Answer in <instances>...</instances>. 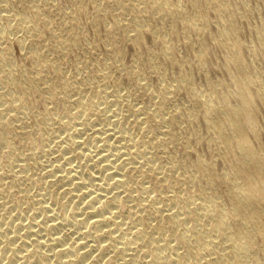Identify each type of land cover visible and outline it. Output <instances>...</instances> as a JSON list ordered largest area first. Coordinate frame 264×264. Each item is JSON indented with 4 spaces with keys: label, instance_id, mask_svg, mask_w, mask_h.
I'll list each match as a JSON object with an SVG mask.
<instances>
[{
    "label": "bare ground",
    "instance_id": "6f19581e",
    "mask_svg": "<svg viewBox=\"0 0 264 264\" xmlns=\"http://www.w3.org/2000/svg\"><path fill=\"white\" fill-rule=\"evenodd\" d=\"M87 1L94 30L107 28L112 7L115 33L103 61L85 41L68 74L79 44L61 30L84 32L83 1L0 0V264H264V33L256 27L261 50L249 45L250 61L238 27L250 2L187 0V15L172 0ZM210 9L219 33L209 43ZM165 15L188 26V55L166 23L157 29ZM148 35L159 45H144L155 85L137 68ZM13 41L27 61L13 57ZM121 41L136 50L130 63ZM214 45L232 89L210 77L202 89L157 62L184 69L192 59L204 70ZM90 59L95 80L82 72ZM57 92L62 111L49 106ZM192 123L211 159L185 134Z\"/></svg>",
    "mask_w": 264,
    "mask_h": 264
},
{
    "label": "rangeland",
    "instance_id": "374dc122",
    "mask_svg": "<svg viewBox=\"0 0 264 264\" xmlns=\"http://www.w3.org/2000/svg\"><path fill=\"white\" fill-rule=\"evenodd\" d=\"M78 1V0H75ZM83 1L85 5V11L86 13L83 14L81 17V20L83 21L82 27H84V32L81 33L80 28L77 27H71L69 30L64 31L61 30L63 34L67 35V37H76L78 40L79 47L76 48L74 51L70 52L67 55V61L64 63V69L68 74H75L77 72V68L80 67L77 65V61H82L84 58V52L81 47H84L87 42L91 44V46H94V53L93 56L94 58L101 59L103 61L104 56L108 53L106 50V47L104 45V41H107V37H112V35L115 33L114 31V26H112V16H111V11L112 7H109V11L107 16L104 18V22L107 25V28L103 24H100L97 30H94L91 27L90 21L92 17L94 16V9L91 7L89 2L87 0H81ZM174 3L180 2L183 4V7H186V14L187 15H192L193 14V9L191 5L187 2V0H172ZM243 0H226L232 7L239 6L242 4ZM250 2V6L252 8V12L250 14L244 13L247 16V20H244L241 15L238 16V27H239V36L240 39L246 44L247 47H245L244 52L251 61L253 59V56L250 55V51L248 46L253 45L255 50L259 51L260 49V44H259V37L260 35L257 34L256 27L259 26L262 30L258 31L264 33V9L262 8V4L258 3V0H248ZM74 3V0H61V4L66 5V6H71ZM112 4V3H111ZM211 12V13H210ZM208 18L209 24L208 27V32L205 35V39L207 41L212 42V39L216 36L218 32V27L216 25L215 19L216 15L213 9H210L208 12ZM156 25L157 29L161 30L164 27V23L173 31L176 35L175 38V43L180 47V49L183 51V55H188L189 54V46L185 45L183 43V40H188L187 38V33L190 32L188 26L186 25L185 27L179 24L177 21H173L170 18V15H165L163 20H156ZM108 28L110 29V32H108ZM82 30V29H81ZM49 35V34H47ZM148 35V39L146 38L145 42L142 45V48L140 49L139 52V59L141 61L138 62L137 68L145 72L147 74L148 80L152 85H155L157 83V79L155 74H150L149 73V67H148V54H147V48L144 46H152L153 48H159V45L155 44L153 40ZM87 41V42H85ZM121 48L123 49V55L126 63H130L132 60L131 57L133 54L136 55V50L133 47L130 42L126 41H121ZM132 45V46H131ZM197 45V42L194 40V45ZM81 46V47H80ZM209 47V46H208ZM10 48L13 57L20 61H27V59H22V54H21V49L17 45L16 42H11L10 43ZM209 52V60H208V65L206 66V69L201 70L197 67L196 61H193L190 59L189 63H186L184 66V69L179 68V66L176 65H171L169 63H166L163 58H159L157 60L158 64L162 66V69L166 71L167 76H177L180 74V72L187 73L189 76L193 78L195 81L196 85L202 89L206 88L207 80L210 77L211 80H216V79H221L223 82H225L226 86H228L230 89L233 88V85L230 82V79L227 75V70L225 68V52L224 49L214 45L211 46L210 49L208 48ZM93 60H88L87 65L85 68H82V72L86 73L92 80H95L98 77V72L93 64L90 62ZM28 65V64H27ZM159 68H161L159 66ZM264 69V65H263ZM62 84L59 83V86ZM123 86L125 87H130L131 82L126 80V78H123ZM63 87H59V89H62ZM223 94V92H220ZM56 94H60L59 96H56L55 94L52 95V100L49 102L50 107H54L57 111H62L63 107V96L60 92H57ZM86 95H91V93H86ZM134 97L140 99L143 97H139L137 95H134ZM175 102L180 103L181 105L188 103V97L185 94H177L173 96ZM43 100L41 96L33 95V97L30 99L31 103H34L37 105L38 108L42 109L43 106ZM145 104L148 103L147 99H144ZM182 117L179 116L178 120H180ZM182 121V120H181ZM191 123V122H190ZM186 135H198L201 137H205L206 133L201 125H195L194 123L190 124V127L188 130H186ZM40 141H38V145H40ZM192 146L194 148H199L198 154H201L204 157H207L208 159L212 158V153L211 151L207 150L205 142H202L199 138H195L194 136V141L192 143ZM179 157L181 158L180 154L178 153Z\"/></svg>",
    "mask_w": 264,
    "mask_h": 264
}]
</instances>
